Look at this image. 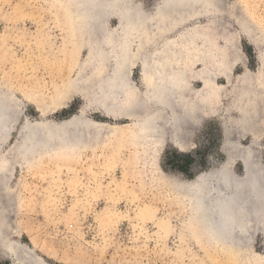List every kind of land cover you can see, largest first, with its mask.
Returning a JSON list of instances; mask_svg holds the SVG:
<instances>
[{
    "label": "rangeland",
    "instance_id": "rangeland-1",
    "mask_svg": "<svg viewBox=\"0 0 264 264\" xmlns=\"http://www.w3.org/2000/svg\"><path fill=\"white\" fill-rule=\"evenodd\" d=\"M81 1L0 0V81L12 84L17 102L16 123L0 147V264H264L259 223L248 230V243L210 238L185 194V182L224 164L243 176L236 152L243 147H258L264 167V0H211L205 15L163 35L159 29L169 25L159 14L164 0H130L151 17L144 48L133 39L131 53L141 60L128 76L144 106L163 114L167 137L154 149L127 134L134 120L99 108L102 89L109 91L123 63L125 5L108 0L115 14L95 48L80 24L87 14ZM186 36L197 109L193 122H182L188 135L176 130L188 145L181 151L170 139L176 127L169 112L148 102L152 75L143 67L159 49L171 54L162 47L168 40H179L183 50ZM205 73L212 85L203 92ZM252 90L253 98L245 99ZM29 126L45 144L30 154L24 150ZM77 126L83 143L71 145L67 134ZM56 129L60 135L48 133ZM9 241L29 249L32 259L25 251V261L13 260L5 253Z\"/></svg>",
    "mask_w": 264,
    "mask_h": 264
},
{
    "label": "bare ground",
    "instance_id": "bare-ground-1",
    "mask_svg": "<svg viewBox=\"0 0 264 264\" xmlns=\"http://www.w3.org/2000/svg\"><path fill=\"white\" fill-rule=\"evenodd\" d=\"M75 1L77 3L81 0ZM83 1V3L79 4L80 6L86 7L87 14L82 17L80 24H83L87 29V34H91L93 40H91V46L95 48L97 46L100 47L101 43L99 40H102L104 37L103 35H106L107 19L112 16V13H115L109 8L110 3L108 0ZM116 1L117 5H125V25L122 20L120 22V25L125 27L123 33L125 45L122 47L124 57L123 63H120L117 69L115 68L114 74L111 75L110 80L112 83L109 91L102 89L101 98L99 97V108L112 118H129L134 120L136 123L134 126L135 129L127 134H130V137H132L138 145L144 148L154 149L160 146L164 138L167 137L164 134V126L162 127L163 114L159 113L158 115L154 112L155 110L149 111L144 106L140 98V91L131 81L129 82L128 76L130 66L141 60L139 58L140 53L136 56L131 53L130 48L133 39L134 37L137 38L139 49L144 48L145 32L151 22V17L147 16L139 7L131 3L130 0ZM210 2L211 0H164V3L160 5L159 14L163 17H169V21H167L169 25L166 30L159 29V35H163L165 31H168L166 33H172L175 28L182 26L191 18L205 15ZM216 3L215 5H217ZM180 18L181 20L178 21ZM96 38L98 40L97 42L94 41ZM184 44L185 48L180 50L179 40L174 38L170 41H166L162 47L168 49L167 51L171 54L167 56L162 52L163 50L161 51L159 49L145 58L146 61H149V64L147 63V66L144 64L143 67L144 75H152V78H149L151 81L147 82V86L151 92L148 102L158 105L159 109L163 108L169 112V123L172 127H176L174 128L175 132L181 127L182 122L184 123L186 118L190 120V122H193V113L196 112L197 109L196 105L190 100L195 93L193 92L191 83L194 74L187 66L189 65L188 55L192 44L190 36H186ZM141 58L143 59V57ZM221 74L228 79V73L225 70H223ZM211 77V75L205 73L201 78L203 92L209 87ZM147 80L148 79H146V81ZM253 90L251 94L244 95V98H253V94L256 92ZM125 95H128V100H126V102H120L118 98ZM200 97L206 103L208 99L206 93ZM16 104L17 102L12 84H9L6 79L0 81V147L7 141L16 123ZM252 106L256 110L258 105H255L253 102ZM247 115L248 114L245 115L246 121L249 119ZM72 123H74V121ZM84 123L85 121L82 120L78 122L79 125ZM95 125L97 128L96 133H100L99 128H102L98 127L100 123H96ZM182 126H184V124ZM36 128L37 127L29 126L25 131L24 150L26 153H34L40 150L41 146L45 145L37 139ZM181 128L183 130V127ZM57 130L58 129H56V131L49 130L48 133L51 135H60L61 133ZM186 130L188 131V129ZM251 130L256 133V126H252ZM187 131L185 132V129L183 130L185 136L188 135H186ZM109 132L107 131V133ZM177 133L178 132L170 137L171 142L178 150H187L188 145L184 143L185 141H182L185 137L184 133L182 139H180L182 133L179 136L180 138H178ZM81 134L82 131L79 128L78 130L75 129V131L68 132L67 135L71 136L67 137L69 144L77 145L83 143ZM237 136H239V134ZM231 147L234 148L235 146L232 145ZM257 148L258 147L254 145H249L241 148L240 151H236L239 152L238 159L243 168V176L241 177L233 174L229 164H224L217 170L210 171L206 174H200L195 180L185 182L188 188L185 194L188 197L191 208L196 212L198 217H200L199 223L202 229L206 230V236L210 238L216 237V239L224 243L229 242L230 244H238V239L246 243L250 241L249 236H251V233L248 235V232L254 229L256 223L260 224V228L264 232V167L258 162ZM5 253L11 255L13 260L16 258L25 261L22 255L25 258L30 251L24 246L18 245L16 242L9 241L6 244ZM28 257L32 256L27 255L26 259L28 261L32 259H28ZM37 260L38 259L35 258L34 262Z\"/></svg>",
    "mask_w": 264,
    "mask_h": 264
}]
</instances>
